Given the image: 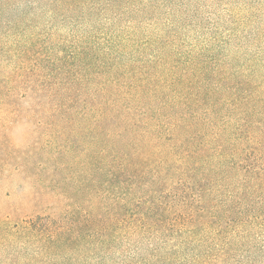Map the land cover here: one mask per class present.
Here are the masks:
<instances>
[{
  "label": "trees",
  "instance_id": "1",
  "mask_svg": "<svg viewBox=\"0 0 264 264\" xmlns=\"http://www.w3.org/2000/svg\"><path fill=\"white\" fill-rule=\"evenodd\" d=\"M183 6L147 30L159 1L0 0V123L32 125L0 139V264L264 254V20L188 43Z\"/></svg>",
  "mask_w": 264,
  "mask_h": 264
},
{
  "label": "rangeland",
  "instance_id": "2",
  "mask_svg": "<svg viewBox=\"0 0 264 264\" xmlns=\"http://www.w3.org/2000/svg\"><path fill=\"white\" fill-rule=\"evenodd\" d=\"M152 3L159 1L160 8L157 13L146 14V16L139 20H144L149 23V25L142 24V26L147 30H152V26L162 25L164 23L170 22L168 20L169 16L167 13L177 9L176 6L183 3V7H187L190 10L191 14H195L193 23L195 26L186 28L189 30L182 29L185 34V39L188 43H194L196 41H203L206 38L197 37L202 34L200 32L202 29L215 30L212 27L214 22H218L221 25V31L228 27L226 20H229L230 12H227V9L231 11H236L239 13V17L242 18L244 24L239 27V34L233 39L232 46L238 47L243 46L249 49V45L252 42L250 34H254L257 30L259 20H264V8L263 6H258L255 9L253 8L246 9V6L239 4L236 0H149ZM142 3H140L141 5ZM183 8V9H184ZM144 15L138 14V18ZM249 18V20H248ZM202 26V27H201ZM264 26V25H263ZM201 27V28H199ZM264 38V33L262 34ZM264 46V41L261 44ZM9 125L0 123V139L8 138L10 141H13L17 147H23L25 145V137L29 134L31 136V124L18 123L13 125L10 131L8 132V137H6L5 128ZM25 198L24 194L19 192L16 193V200H23ZM256 264L264 263V254L258 255L256 259Z\"/></svg>",
  "mask_w": 264,
  "mask_h": 264
}]
</instances>
